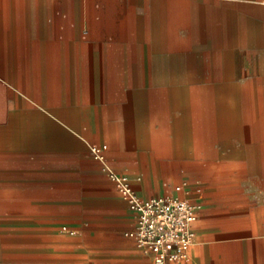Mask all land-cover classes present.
<instances>
[{
    "label": "crops",
    "instance_id": "1",
    "mask_svg": "<svg viewBox=\"0 0 264 264\" xmlns=\"http://www.w3.org/2000/svg\"><path fill=\"white\" fill-rule=\"evenodd\" d=\"M241 7L264 0H0V255L153 264L109 169L199 197L173 264H264V65H242L264 60V13ZM235 192L246 226L219 204Z\"/></svg>",
    "mask_w": 264,
    "mask_h": 264
},
{
    "label": "built area",
    "instance_id": "2",
    "mask_svg": "<svg viewBox=\"0 0 264 264\" xmlns=\"http://www.w3.org/2000/svg\"><path fill=\"white\" fill-rule=\"evenodd\" d=\"M106 148V144H91L89 150L93 157L103 161ZM107 174L133 215V227L125 230L124 235L134 240L136 248L149 255L153 264L187 260L195 235L193 224L199 209V197L179 196L181 185L174 187L175 193L141 196L124 175L109 169ZM61 229L73 231L66 225Z\"/></svg>",
    "mask_w": 264,
    "mask_h": 264
},
{
    "label": "rangeland",
    "instance_id": "3",
    "mask_svg": "<svg viewBox=\"0 0 264 264\" xmlns=\"http://www.w3.org/2000/svg\"><path fill=\"white\" fill-rule=\"evenodd\" d=\"M262 13H264V11L262 10H258V11H253L251 8H247V7H241L240 9H238V11L236 12L237 16H240V18H242V20L247 19V16L250 18H254L255 14H258L256 17L258 19H261V15ZM245 55H249V57H247L245 60L242 61V65L245 68H248L250 70H253L256 68L260 69V66L264 65V60H259V59H255V57L250 56V53H247ZM260 137V136H259ZM259 142V141H258ZM259 147L262 148V146L260 145L259 142ZM261 174H264L262 172H260ZM217 174V173H216ZM224 172H221V175L224 176ZM244 171L243 169H239V171L237 173H231V176L235 177V178H240L243 179L244 178ZM247 191L251 192L250 188H247ZM245 192H235L232 197H229L226 199L225 203L223 204L222 201H220V205L222 206V208H232L234 209V214H235V227L237 226H246L250 223H252V221L250 219H248L247 217V210L248 208L252 210V208L254 207L253 204L251 203H246V198H245ZM261 213H258V219L255 223H258V226H260V224L262 223V219H260ZM229 221L227 222V226H229ZM254 223V220H253ZM254 223V225H255ZM75 235H78L77 233ZM243 236V235H242ZM230 240H226L223 241L224 243H229V242H235L238 243L240 242V237L239 235L233 236V237H229L227 236ZM258 238H247V240H255ZM193 246V245H192ZM192 246H191V250H192ZM87 256V255H86ZM143 261L145 264H150L147 258H143ZM0 264H107V262H96L94 260H92L89 255L82 259V260H76L73 259L72 256L69 255H65L57 260H54L53 262L51 261H41V260H35L33 262H31L30 260H27L26 255L22 254V253H18V254H5L0 255ZM112 264V263H110ZM116 264H128V263H122V262H117Z\"/></svg>",
    "mask_w": 264,
    "mask_h": 264
}]
</instances>
